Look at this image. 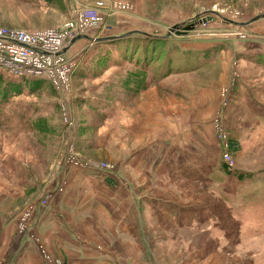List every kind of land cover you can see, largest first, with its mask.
I'll use <instances>...</instances> for the list:
<instances>
[{
  "label": "rangeland",
  "instance_id": "1",
  "mask_svg": "<svg viewBox=\"0 0 264 264\" xmlns=\"http://www.w3.org/2000/svg\"><path fill=\"white\" fill-rule=\"evenodd\" d=\"M98 1L130 6V10L118 13L106 12L100 25L92 30L94 32L106 33L110 31L109 28L113 33L118 32L116 22L118 16L131 22V25L144 29L148 36L171 40L173 43L168 41L170 50L210 48L220 57L234 42L247 43L246 46L264 45V20L258 21V25L247 24V21L264 14V0H54L52 4L44 0H0V28L40 35L63 28L73 17V7L92 9ZM202 18H209L211 23L207 27L197 26L198 29L192 31L182 28L178 31V35L177 31H173L177 26L191 20L196 26ZM211 45L214 47H206ZM108 49H110L108 46L101 43H92L83 49L80 55L75 56L80 59V63L70 87V112L67 114V120L62 109L64 97L56 91L52 82L48 80L49 83L37 92L36 97H31L27 83L18 81V88H11L13 96L7 98L8 86L11 84L9 82L18 78L0 68V76L8 82L6 85H0V110L8 111L14 99L22 95L29 96L34 102L42 104L34 125L27 128L18 126V118L12 114L9 116L10 128L7 131L0 130V222H4L8 229L4 234L5 239L0 241V264L11 263V259L7 258L12 245L9 243L10 238L25 236L26 230L32 224L36 227L31 229L28 241L39 252L41 251L44 263L72 264V260L59 251L60 245L58 248L57 244L50 242V231L55 237L59 235L58 229L62 227L77 233L84 232L87 225L93 223L92 219L99 221V228L96 231L88 228L87 235L102 239L104 249L108 251L106 256L114 260L113 264H125V262L129 264H264V91H262V106L256 103L260 109L254 114V111L249 109L250 104L241 102L240 93L236 90L240 83L242 68H239L235 59L231 60V72L227 81L225 80L216 92L219 106L211 121L214 142L210 149H213L212 153L216 158H220V167H222L225 163L223 153L226 146L220 141L215 129V126L222 122L226 142L227 138L228 142L230 139L236 140L241 148L239 154L232 157L235 163V168L232 170L255 174L245 183V191H242L241 195V200L244 201L239 211L243 226L240 240H236L233 236V241L225 244V247H221L219 251L217 240L213 238L210 240L207 237L209 229L201 230L205 222L200 227H195L189 219V211H183L178 218V237L167 238L165 243H160L161 253L155 250L156 244L149 240L140 244L129 242L130 245H125L126 241L118 235H113L114 241L106 237L103 231L109 228V225L106 217L100 212L103 207L92 198L96 197L98 186L107 188L106 179H110L115 171L122 175L126 166L123 160L130 152L127 153L126 146L122 143L135 140L140 144L151 140L152 135L157 134L150 131L152 126L163 124L158 118L160 115L170 117L173 115V122L178 120V123L181 120L184 122L187 116L195 117L196 114L203 119V114L207 110L203 100L206 87H209L214 73L217 74V79L220 74V70L218 72L208 70L193 78L186 75L182 78L177 77L178 81L172 79L173 83H186L192 89L194 94L188 95L186 99H180L179 95L175 96V88L171 95L161 92L159 87L153 86L156 82L149 84L145 90H142L145 87L140 85L133 86L131 92L135 98H126V93L118 89L124 78L121 74L135 71L136 68L125 66L103 68L102 65H107ZM113 52L121 58L117 51L113 50ZM175 54L173 56H179V53L177 56ZM257 57H264V54ZM253 61L256 62L255 58ZM253 65L262 70L260 65ZM158 67V63L155 62L152 71L154 72ZM262 72L264 77V69ZM244 73L249 74V70L245 68ZM149 75L152 76L151 73ZM253 83L252 79L246 82V84ZM224 91L227 98L225 106ZM138 93H143L142 97L136 98V95L140 96ZM212 93H215V88L212 89ZM120 95L126 97L120 98ZM84 99L90 103L104 104L92 108L79 101ZM235 101L238 106L236 108L238 114H234L236 122L235 116L227 112ZM112 105H124L123 108H126L123 111L121 129L118 128L117 123L120 119H115L111 127L106 126V122L103 121L105 115L98 109ZM23 106L34 107V104L25 100ZM45 106L49 109H45ZM53 106L52 112L50 108ZM250 111L254 115L250 114ZM45 114H49L46 116L47 126ZM146 125L151 128L143 137V127ZM103 142L108 144L101 146ZM70 150L77 159L90 162L92 165L107 164L112 169L100 170L87 168L84 165H70L67 162L71 157ZM179 150L181 155L178 158L190 159L188 155L190 151L185 145ZM205 151L204 147H200L198 153ZM9 160L18 161L22 165H17L14 169V174L20 176L17 181L19 185L9 179L3 170L4 161ZM183 170L188 171L187 167H182L179 172L182 173ZM63 173H67L65 178L68 184L65 180L58 182ZM183 179L185 180L179 182L178 178L180 186L178 192L181 193L179 198L182 199V204L188 206L193 204L195 216L197 212L201 219L207 218L210 215L209 206H213L208 201L213 197V190L208 185L203 186L204 184L197 188L196 182L189 178ZM230 179L231 188L240 185L233 175ZM118 180L121 181L119 177ZM167 183L165 181L164 185ZM138 185H141L140 181ZM161 185L158 186L157 183V187ZM55 186L56 188L62 186L63 191L44 204L45 190L47 187ZM200 191L203 192L202 195ZM175 192L165 191L160 194L167 199L178 201ZM103 194L105 195L104 191ZM182 194L187 196L184 197ZM203 202L204 205L201 204ZM103 211H106L105 207ZM161 219L168 220V218ZM196 223H198L197 219ZM166 226L165 229L173 231L169 228V224ZM116 239H120L122 244ZM135 245L137 247H134ZM137 248L143 249L139 251L140 260L133 259L137 254ZM109 251L117 254L118 258H112ZM23 258L21 257L19 262L24 260Z\"/></svg>",
  "mask_w": 264,
  "mask_h": 264
},
{
  "label": "crops",
  "instance_id": "2",
  "mask_svg": "<svg viewBox=\"0 0 264 264\" xmlns=\"http://www.w3.org/2000/svg\"><path fill=\"white\" fill-rule=\"evenodd\" d=\"M250 21H247L248 24ZM258 21L254 22L253 25H258ZM116 22L119 29L118 32H114L115 35L117 34L116 36L128 33H146L144 29L133 26L131 22H127L125 19H121L118 16ZM104 38L106 37L103 36L102 31L100 33L94 31L88 32L83 35V37L72 42L71 45L65 49V53L68 56H78L87 46L89 47L92 43H99L101 42L100 40ZM246 45L247 43L243 44V42H241L236 44V42H234L229 45L226 53L223 55L221 52L222 55L217 57L216 61L212 64L215 68L213 72H218L220 70V74H218L217 79V74L214 73L211 77L212 80L209 83V87H206L207 91L204 93L203 100L205 101L204 107H206L207 110L203 114V119H200V115L196 114L195 117L187 116L184 122L181 120L178 123V120L173 122V115L172 117L160 115L158 118L163 124H155L152 128L147 125L143 127V137L146 136L145 132L150 128L151 132H157L156 135H152L153 137H151V140H147L145 143L143 142L140 144L135 140L122 143L123 146H126L127 153L130 151L127 158L123 160L126 166L123 169L122 175L119 174L118 171H115L109 179L112 183L108 182L107 188L98 186L99 189L96 192V197L92 198L95 202L100 203V207H103V209H100V212L106 217L108 221L107 224L109 225V228H105L103 231L107 238L114 241L115 238H113V235H118L126 241L125 245H130V243L132 244L134 242L140 244L141 242L149 240L156 244L155 250L161 253L160 243H165L167 238L178 237V218L183 211H189V219L192 221L191 224H194L195 227H200L203 225L202 223L205 222L203 225L204 228L201 230H205V228L209 229V236L207 235V237H209L210 240L212 238L217 240L219 251L221 247H225V244H230V242L233 241V236L236 240H240L243 226L240 221L239 211L244 201L241 200V195L242 191H245V183H240L237 180L240 185L236 188H231L229 186L231 175H228L221 169L220 158H216L215 154L212 153L213 149L210 148L212 147L211 145H213L212 142H214L211 121L215 115L216 108L219 106L218 100L216 99V92L218 87L228 79L229 72H231L232 59L237 60L239 68H242V72L240 70V83L236 88L237 92L240 93L241 102L247 105L250 104L249 109H252L254 114L260 109L257 107L256 103L259 105L262 104V91H264L263 68L262 70L257 69L256 66L253 65L256 64L253 60L255 56L262 53L264 54V45ZM206 47L214 46L211 45ZM245 68L249 70V74L244 73ZM189 77L193 78L194 76ZM174 78L178 81L177 77H172L161 83H155L153 86L159 87L161 92L169 95H171L175 88V96L179 95L180 99H186L188 95L194 94L186 83H173L172 79ZM250 79L254 80L255 84H246ZM213 88H215V93L211 94ZM138 94H140V96L136 95V98L142 97L141 95L143 93ZM126 95L127 97L120 95V98H135L133 93H126ZM31 97H36V94H32ZM31 97H26V95L19 96L14 99L8 111L0 110V130L7 131V129L10 128L9 116L12 114L18 118V126L27 128L35 124L34 122L32 123V119L37 116L39 107L42 106V104L34 102ZM25 100L32 102L34 107L23 106ZM250 100H253L254 103ZM123 106L124 105H112L108 108L98 107L99 111L105 115L103 121L106 122V126L111 127L115 119H120L117 123L118 128L121 129L122 117L124 115L123 111L126 109L123 108ZM237 107V102L235 101L230 105L227 112H230L232 115L238 114V111H236ZM44 108L49 109L47 106ZM50 109H52L53 112L54 106ZM250 114H253L252 111H250ZM48 115L49 114H45V117ZM234 116L236 122V115ZM30 118L31 120L29 121ZM47 124L48 122L46 121V126ZM155 136L157 138H154ZM107 144L103 142L101 146H106ZM184 145L190 151L188 154L190 159L178 158V156L181 155L179 154V149ZM200 147H204L206 151L204 153H198ZM194 148H196V150ZM3 164V170L8 178L14 180L19 185L17 181H19L20 176L14 174V169L17 165H22L15 160L4 161ZM182 167H187L188 171L183 170L181 171L182 173H180L179 169ZM67 173H63L58 182L65 180L68 184L67 178H65ZM118 177L121 181L118 180ZM178 178L179 182H182L181 180L184 181L185 179L183 178H189L194 183L196 182L195 186L197 188L201 187L199 185L204 184L203 186L208 185L210 189L213 190V197L208 200L213 206H209L208 211L210 215L207 218L202 217L201 219L197 215V212L195 216L193 204L190 206L182 204V199L179 198V194L181 193L178 192V189L180 190ZM138 181L141 183L140 186L138 185ZM165 181L168 183L164 185ZM157 183L158 186L159 184L163 185L157 187ZM176 185H178V187ZM55 188L56 186L51 188L47 187L44 194L55 190ZM206 189L202 190L206 191ZM165 191H169L170 193L176 191L175 193H177L178 201L161 196L160 193H164ZM200 193L202 195L203 192L200 191ZM186 196L187 194L184 195V197ZM201 204L204 205L205 202ZM104 207L106 211H103ZM160 217L168 218V220L161 219ZM196 219L198 223H196ZM205 220L208 222L206 223ZM92 221L93 223L87 225L84 232L78 231L77 233L62 227L58 229L60 233L55 237L54 233L50 231V242L55 245L57 244L56 246L58 248L60 245L61 248H59V251L62 252L66 258L69 257L72 260V264H113L114 260L112 261V259L110 260V258L106 256L108 251L104 249L102 239L92 238L87 235L88 228L92 231H96L97 228H99V221L97 219H92ZM167 224H169V228L173 231L165 229ZM34 226L36 227L35 224H32L31 227L34 228ZM7 230L6 224L0 222V241L5 239L4 234ZM116 241L121 243L120 239H116ZM9 243L12 244L9 253H7V258L11 259H9L11 261L9 264H46L44 263L45 261H43L44 259L41 251L39 252L37 248L28 241L27 234L16 238L11 237ZM137 245L134 247H137ZM140 250L143 249L137 248V254L133 259H141L139 256L141 253L139 252ZM109 253L112 258H118V255L113 253V251H109ZM21 257H24V260L19 262ZM125 264L129 263L125 262Z\"/></svg>",
  "mask_w": 264,
  "mask_h": 264
},
{
  "label": "built area",
  "instance_id": "3",
  "mask_svg": "<svg viewBox=\"0 0 264 264\" xmlns=\"http://www.w3.org/2000/svg\"><path fill=\"white\" fill-rule=\"evenodd\" d=\"M72 19L63 27L56 30L44 32L42 34H30L20 30L0 28V68L9 72L16 78H45L53 83L56 91L64 97L63 113L67 120L70 112L69 97L70 87L80 60L75 56H68L65 49L72 42L83 37L98 27L106 12L118 13L130 10V6L118 3L98 1L92 9H81L79 6L73 7ZM211 23L209 18H202L195 26L207 27ZM103 35H110L113 32L109 28ZM224 102L227 98L224 91ZM224 124L219 122L216 126V134L220 141L226 146L223 153V160L227 167L232 170L235 163L232 154L229 152V142L224 135ZM70 165H84L87 168H98L100 170L112 169L107 164L92 165L90 162L77 159L73 153L69 152ZM97 166V167H96ZM63 191L62 186H58L53 191L46 192L43 197L44 204ZM28 230V229H27ZM26 230V232H27ZM60 264V263H58Z\"/></svg>",
  "mask_w": 264,
  "mask_h": 264
},
{
  "label": "trees",
  "instance_id": "4",
  "mask_svg": "<svg viewBox=\"0 0 264 264\" xmlns=\"http://www.w3.org/2000/svg\"><path fill=\"white\" fill-rule=\"evenodd\" d=\"M44 1L48 4H52L54 0ZM121 36L122 34L116 36L117 38L111 41L100 40L101 42L99 43L110 48L106 52L108 58L107 65H102L103 68H108L110 66H125L136 68L135 71L127 73L125 72V74H121L124 78L121 80V86H119L118 89H122L125 93H132L131 89H133V86L140 85L142 87H145L144 89H142L145 90L146 87H149V84L152 85L155 82L161 83L172 77L182 78L186 75L197 76L205 71L215 70L212 64L216 61L218 56L213 49H181V51H178V49L170 50L168 41L172 42L171 40H164L157 36L146 35H129L124 38H120ZM113 50L117 51V53H119V57L121 58H118ZM178 53V57L173 56L174 54L177 56ZM254 58L256 61L255 63L260 65L264 69V62H262V59H264V57L255 56ZM155 62L158 63L159 67L153 72L152 65ZM127 64L132 66H128ZM149 73H151L152 76H150ZM18 81L27 83L26 86H29L31 91L29 93L36 95L37 92L43 89L44 85H47V83H49V81L46 79L18 78L17 80H13V82H9L11 84L8 86L9 92L7 93V98L13 96L14 93L11 91V88H18ZM7 83L8 82L5 80V78L0 76V85H6ZM30 83H32V85H29ZM29 87L26 88L29 89ZM79 101L84 105H90L92 108L100 104H104L102 102L90 103L86 99ZM46 118L48 122V117ZM36 120L37 116L33 117L32 123H35ZM240 150L241 148L239 142L230 139V154H232V156H235L239 154ZM221 169L228 175H233L240 183H246L255 175L252 173H244L237 170L231 171L225 163L224 165H222ZM108 182L112 183L111 180L106 179V183Z\"/></svg>",
  "mask_w": 264,
  "mask_h": 264
},
{
  "label": "water",
  "instance_id": "5",
  "mask_svg": "<svg viewBox=\"0 0 264 264\" xmlns=\"http://www.w3.org/2000/svg\"><path fill=\"white\" fill-rule=\"evenodd\" d=\"M262 19H264V14L263 15H260V16H257V17H255L254 19H252L250 22H249V24H251V23H254V22H256V21H258V20H262ZM192 21V20H191ZM191 21H189V22H186V23H184V24H182V25H180V26H177L176 28H174V30L173 31H180L182 28H185V29H191V30H193L194 28H195V23H192ZM192 23V24H191ZM189 24H191V25H189ZM248 24V23H247ZM189 25V26H188ZM177 34H178V32H177ZM125 36H122L121 38H124ZM113 40V39H116L115 37H110V38H107V39H105V40Z\"/></svg>",
  "mask_w": 264,
  "mask_h": 264
}]
</instances>
